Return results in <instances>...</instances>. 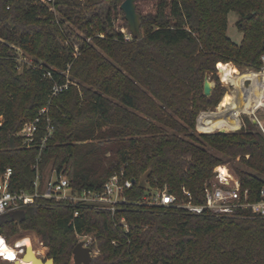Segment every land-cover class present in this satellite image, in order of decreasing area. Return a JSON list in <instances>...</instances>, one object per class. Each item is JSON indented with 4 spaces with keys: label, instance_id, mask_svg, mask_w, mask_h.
Returning <instances> with one entry per match:
<instances>
[{
    "label": "trees",
    "instance_id": "trees-1",
    "mask_svg": "<svg viewBox=\"0 0 264 264\" xmlns=\"http://www.w3.org/2000/svg\"><path fill=\"white\" fill-rule=\"evenodd\" d=\"M123 1L0 0V179L10 169L8 190L32 193L37 172L43 179L49 167L75 188L99 190L122 171L134 179L124 194L130 202L167 186L178 200L186 189L202 204L214 168L239 157L241 188L257 201L263 131L248 117L239 131L226 133H199L196 123L226 96L218 77L211 95L203 94L204 76L217 73L219 62L264 67V0H135L141 36L129 39L114 23L117 12L127 23ZM231 12L239 42L227 34ZM65 20L90 39L82 38L77 56L63 43ZM14 46L35 67L19 69ZM255 71L231 73L249 84ZM55 85L62 89L53 95ZM36 117L38 130L28 142L20 131ZM24 211L20 222L0 215V234L34 232L54 264H74L81 235L98 249L90 264H264V217L133 203L112 214L41 197Z\"/></svg>",
    "mask_w": 264,
    "mask_h": 264
},
{
    "label": "built area",
    "instance_id": "built-area-1",
    "mask_svg": "<svg viewBox=\"0 0 264 264\" xmlns=\"http://www.w3.org/2000/svg\"><path fill=\"white\" fill-rule=\"evenodd\" d=\"M51 1V0H47ZM53 10V7H50ZM125 37L126 39L130 38ZM17 60L22 59L17 54ZM264 62V56H262ZM35 67V65L33 66ZM45 76L50 77V72ZM66 87V85L64 86ZM62 86L55 85L53 87V95L59 92ZM47 108L41 109L40 114H45ZM40 117L27 123L20 134L26 141L32 142L38 130ZM48 133L52 131V127L47 125ZM47 136L42 138V142ZM10 169H7L0 179V215L10 214L13 211L23 209L27 205L33 204L36 198L53 199L55 201H67L75 206H88L94 210H106L112 214L120 209L122 204H137L149 207H179L191 213H209L217 217L227 218H247V217H264V186L259 191V199L250 201L248 190L241 188L239 178L235 177L225 164L217 165L213 170V176L203 187L205 202L195 204L192 202L191 194L188 190L183 189V197L178 200L176 195L169 190L167 186L161 188H149L144 194L134 202H130L125 197V191L133 186L132 179L127 178L125 174L115 172L101 186V189H90L87 187L75 188L71 185L69 179L53 172L47 179H42L40 173L37 172L33 183L34 191L28 193L21 191L12 193L8 190V179ZM78 215L75 210L74 216ZM119 223L126 227L123 216L119 219ZM82 241L83 245L90 248L92 237L88 235L78 236V242ZM0 244L13 247L16 251V260L23 263L25 260V246L19 243V240L10 243L6 237L0 234ZM98 249L90 248L91 256L95 255ZM0 255L2 264H15L13 260L3 259Z\"/></svg>",
    "mask_w": 264,
    "mask_h": 264
},
{
    "label": "rangeland",
    "instance_id": "rangeland-1",
    "mask_svg": "<svg viewBox=\"0 0 264 264\" xmlns=\"http://www.w3.org/2000/svg\"><path fill=\"white\" fill-rule=\"evenodd\" d=\"M108 5H104L102 6L101 9H99V14L102 15V13H105L107 11ZM54 14L56 15V17H60V14L58 13L57 9H53ZM116 17L114 19V23L115 25H120L119 27L121 28V31L125 34V37H129V28H128V24L125 23L124 24V20L122 18V13L121 12H117ZM237 15L234 14L233 12L228 14V28H227V34L228 36L235 42H239L241 40L242 34L238 31L237 27H236V20H237ZM62 27V32L64 35V44L65 45H70L72 46L74 52L73 55L77 56V54L79 53V46L82 42V38H84L86 41H89V37L86 36V34L84 33V30L81 27H78V25H74L69 21H64L63 25H61ZM78 35L80 38H78ZM102 35V34H101ZM12 54H15L17 57V54L22 57V59L16 60L18 62V66L19 69H21V67L23 65L27 66V67H33L34 63L31 60L30 56L28 55H24L23 51L19 48L14 46V49L10 51ZM222 63V62H221ZM226 64V63H224ZM229 64L232 66L233 69V74H238L241 73L243 71H255L252 68H246V69H241L238 68L237 66H235L234 64L230 63ZM217 67V65H216ZM264 67L260 70L263 71ZM249 73V72H248ZM205 77V76H204ZM208 80L212 83V86L214 84L213 89L215 88V86L217 85V81L215 77H218L219 79V84L225 89L226 93H225V97L224 99H221L220 102L217 104V106L214 107H209L206 110H203L200 112L201 115H209V114H220L223 112L228 113L229 115H223L222 118H218L215 120L214 123V130L212 129L211 131H207L204 130V128H199L196 125V131L199 133H208V132H214L217 131L219 128H226L227 132H233V131H239L243 126H244V117H248L251 121L252 119H256L258 121L257 125L259 126V128L263 131L264 129V97L257 102L256 108L252 111V113H246V112H238L237 114L232 115V113L227 112V110H229V108H231V102L233 103V101L235 100V94L241 91V96L244 97V101L247 102V106L250 107V105H252L254 102H256L259 99V96L257 93H253L252 90V83L250 82L249 85H245L244 88H242L241 90V82L242 80L246 77H244L243 79H236L233 77L232 73H231V78L229 79H223L220 76V72L218 70L217 67V73H210L209 75H207ZM253 77V76H252ZM252 79V78H251ZM251 81V80H250ZM212 89V91H213ZM204 112V113H203ZM208 124L210 125L211 122L207 121ZM241 123V124H240ZM197 124V123H196ZM240 127L238 129H235L239 126ZM235 129V130H233ZM264 133V131H263ZM239 157H237L235 160L231 161L228 160L226 162H224L223 164H225L228 169L230 170V172L238 178L237 173L235 172V168L241 167L239 165ZM51 176V172L49 167H47L45 169V174L43 179H47L48 177ZM4 235V234H2ZM5 236V235H4ZM6 237V236H5ZM28 237L30 238L33 248L36 250V252L38 253V255L43 258V259H48L51 257H48L47 255V248L41 243L39 237L31 231H23L20 230L18 233L14 234L13 236L10 237H6V239L10 242L13 243L19 239ZM0 264H2L0 262Z\"/></svg>",
    "mask_w": 264,
    "mask_h": 264
},
{
    "label": "bare ground",
    "instance_id": "bare-ground-1",
    "mask_svg": "<svg viewBox=\"0 0 264 264\" xmlns=\"http://www.w3.org/2000/svg\"><path fill=\"white\" fill-rule=\"evenodd\" d=\"M218 70L220 72V76L223 79H229L231 78V72H232V66L229 63H221L219 62L217 64ZM257 72L256 74L253 75L251 79V87H252V92L257 93L259 96V99L254 102L250 107L247 106V102L244 101V97L241 96V91L235 94V100L233 103L231 102V108L227 110V112L232 113V115L237 114L238 112H246V113H252V111L256 108L257 102H259L263 97H264V70L263 71H255ZM249 82V83H250ZM249 85V84H248ZM244 83L241 82V90L244 88ZM204 113V112H203ZM223 115H229L226 112L220 113V114H207V115H201L198 118V127L199 128H204V130L211 131L212 129L214 130L215 126V120L218 118H222ZM207 121H210L211 124L209 125ZM241 124V123H240ZM240 124L237 128L240 127ZM220 129V128H219ZM226 129V128H224ZM233 129V130H235ZM19 243L24 245V246H29V249L32 250L33 256L37 257L40 259V261L45 262L46 259L41 258L36 250L33 248L32 242L30 238L28 237H23L22 239H19ZM0 255H3V259L5 260H13L16 261V251L13 247L7 246V245H2L0 244ZM24 264H31L32 260L31 259H25L23 262ZM18 264H22L20 261Z\"/></svg>",
    "mask_w": 264,
    "mask_h": 264
},
{
    "label": "water",
    "instance_id": "water-1",
    "mask_svg": "<svg viewBox=\"0 0 264 264\" xmlns=\"http://www.w3.org/2000/svg\"><path fill=\"white\" fill-rule=\"evenodd\" d=\"M120 9L122 10L124 14V18L127 21L128 28H129V33L132 37L138 38L141 36V30H140V15L136 10V4L135 0H124L121 5ZM248 81L244 82V85H247ZM214 87V84L212 86V83L208 80L207 75L204 77V82H203V94L204 96H210L212 93V89ZM200 114L197 117V125H198V118ZM253 123H258L256 119H252ZM264 131V129H263ZM219 133H226L227 130L224 128H220L217 130ZM134 181V179H132ZM25 211L23 209L13 211L10 213V217L17 221L20 222L24 216ZM25 254L23 256V259H31L32 263L31 264H54V259L48 258L45 260V262L40 261L39 258L34 257L32 254V250L29 249V246H25ZM72 255H73V262L74 264H90L91 261V254H90V248L86 247L83 245L82 241H79L76 243L72 250ZM18 260L15 261V264H18ZM24 264V263H22Z\"/></svg>",
    "mask_w": 264,
    "mask_h": 264
}]
</instances>
